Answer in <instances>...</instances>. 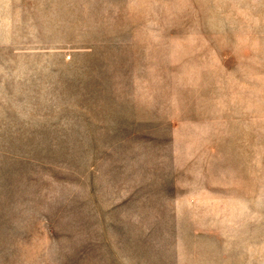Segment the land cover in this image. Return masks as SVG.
<instances>
[{
    "label": "rangeland",
    "instance_id": "rangeland-1",
    "mask_svg": "<svg viewBox=\"0 0 264 264\" xmlns=\"http://www.w3.org/2000/svg\"><path fill=\"white\" fill-rule=\"evenodd\" d=\"M0 264H264V0H0Z\"/></svg>",
    "mask_w": 264,
    "mask_h": 264
}]
</instances>
